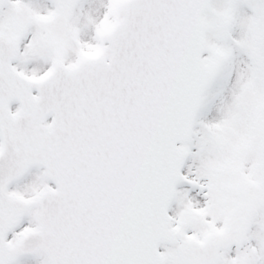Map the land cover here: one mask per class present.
I'll use <instances>...</instances> for the list:
<instances>
[{
	"label": "snow or ice",
	"instance_id": "snow-or-ice-1",
	"mask_svg": "<svg viewBox=\"0 0 264 264\" xmlns=\"http://www.w3.org/2000/svg\"><path fill=\"white\" fill-rule=\"evenodd\" d=\"M0 264H264V0H0Z\"/></svg>",
	"mask_w": 264,
	"mask_h": 264
}]
</instances>
